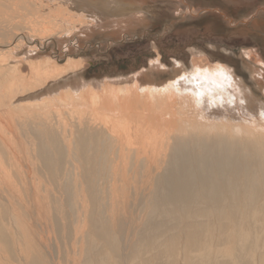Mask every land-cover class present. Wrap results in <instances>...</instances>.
I'll return each mask as SVG.
<instances>
[{"label": "bare ground", "instance_id": "6f19581e", "mask_svg": "<svg viewBox=\"0 0 264 264\" xmlns=\"http://www.w3.org/2000/svg\"><path fill=\"white\" fill-rule=\"evenodd\" d=\"M27 1L35 18L16 26L10 19L3 29L18 38L22 31L53 39L47 19L61 13H79L83 20L113 19L109 23L119 27L114 37L141 23L136 0ZM47 1L58 2V12ZM16 40L5 44L9 47L3 50L0 66L7 82L0 84V97L13 94L0 110V142L10 135L15 148L28 154L33 171L34 157L40 161L43 175L24 176L20 159H11L16 165L11 162L6 168L1 163L0 176L5 178L10 169L16 177L0 182V192H18L26 212L31 196L43 211L59 209L65 202L76 209L75 222L88 220L85 264H155L152 251L181 256L187 263L196 257L201 264H211L219 258L233 260L238 246L237 255L242 256L249 230L264 234V62L253 70V82H246L227 64L203 70L198 60H191L194 70L188 71L174 59L170 69L158 56L133 75L134 83L98 90L82 78L69 79L83 68L78 59L61 65L52 58L31 61L28 82L18 66L4 70L18 51V45L11 47ZM36 51L31 48L29 54ZM251 51L242 49L241 56L248 59ZM165 72L171 75L165 85H139L140 77ZM61 80L65 85L59 89ZM44 89L54 94L36 102L35 113L16 104V93ZM110 90L116 92H98ZM67 96L77 97L78 103L65 104ZM69 153L80 167L63 163ZM54 191L62 195L55 203L50 196ZM24 237L32 238L27 231ZM260 238L256 245L264 242V236ZM52 246L45 247L54 259ZM40 253L31 264L33 259L46 261ZM143 254L149 257L140 258Z\"/></svg>", "mask_w": 264, "mask_h": 264}, {"label": "rangeland", "instance_id": "374dc122", "mask_svg": "<svg viewBox=\"0 0 264 264\" xmlns=\"http://www.w3.org/2000/svg\"><path fill=\"white\" fill-rule=\"evenodd\" d=\"M136 1L140 3L137 17L141 20V23H137V30L133 28L128 32L122 33L119 37H114L113 33H116V29H119V27L116 28V23H109L113 19L105 21V17H91L95 21L83 20L82 17L84 16L79 13L73 14V16L61 13L54 16L51 20L47 19V21L52 23L51 26L58 36L54 33L55 38L53 36V40L46 35L39 36L36 34V36L22 31H19L21 35L18 38L17 35H13L14 33L3 30L10 25L11 20L16 26L19 23L25 24V20L34 19L35 17L27 9V0H0V66L2 55H4L3 50L9 47L5 46V44L15 38L17 39L16 43L13 42L14 44L11 47L15 48L18 45L19 47L16 48L18 51L10 65H6L4 70L12 68L13 65L18 66L22 70L21 75L25 82H28L31 76L29 65L31 61H44L52 58L61 65L67 59L73 58L81 61L83 68L71 74L72 76L68 75L70 80L82 78L85 83L86 81L89 82L87 84L88 87L98 86V90H102L105 85L108 88L123 87L134 83L133 75L136 77L144 67L148 68L149 60L158 56L160 61L168 68L170 67V69L173 68L174 62L172 60L174 59L185 65L188 71L194 70L191 60H198L203 70L214 68L218 64H227L234 68L236 74L246 82H253V70L259 68L260 64L264 62V42L262 41L264 38V12L262 11L264 9V0ZM47 5L53 9V12H58V2L47 1ZM219 9L223 10L222 13ZM45 11L48 13L49 10L45 9ZM43 16L47 17L45 14ZM130 17L136 16L131 15ZM145 20L146 22L148 21L147 24L144 22ZM31 48L37 50V55L29 54ZM242 49L253 50L248 59L241 56ZM170 73H159L156 77L149 78H145L143 74V77L139 78V85L143 86L145 84L149 85V87L155 86L153 88H158L171 79ZM5 79L6 77L3 74L0 75L1 86L7 83ZM131 80L132 83L130 82ZM63 81H59L62 83L59 89L65 85ZM58 91L56 92L58 93ZM98 92L105 94V92L113 93L116 91ZM51 94L54 93H50L47 89L39 92H18L16 93V98L18 99L16 104L27 109L28 113H35V103L38 102L39 105V102L45 96H51ZM10 98L0 97V110L3 109L2 104L4 102L6 104L9 103ZM75 99L77 97L67 96L65 104L78 103V99ZM57 100L59 101L58 98ZM12 103L10 102V105ZM70 123L71 120L68 119L67 124ZM19 131L23 132L21 128H19ZM20 137L23 138L21 134ZM9 138L10 135L7 134L5 137L6 142H0L2 149V153L0 151V169H3L2 164L6 165V168L12 164L16 165L11 159L18 161L20 159V164H23L22 172H25L24 176L31 174L43 175V166L40 161H37L34 157L33 171L30 168V163L28 164L27 160L29 157L24 148L19 151L18 148H15L16 142L12 144ZM4 150H6V153L3 152ZM67 161H70L68 164L71 165H74V163L78 167L81 165V162L74 159L70 153L64 157L63 163L67 164ZM6 170L8 175L5 178L0 176V182L15 180L16 172L13 173L10 169ZM56 190L58 189L56 188ZM54 192L55 194H50V196L55 203V200H58L62 195L59 192ZM65 196L64 194L63 197ZM31 198L32 201L29 205L31 209L27 208L28 212H26L20 205L18 192H7V190L0 192V264H31L30 260L39 252L45 256L46 261L33 259L31 261L32 264H85V259L88 256L85 252L88 245L86 243L88 220L81 218L75 222L76 209L70 208L67 202L64 205L59 204V209L55 208L53 210L47 207L46 211H43L40 207L43 205L35 203L34 197L31 196ZM39 204L40 209L38 208ZM40 210L45 213L44 217V213ZM26 231L27 234L30 232L32 238L24 237ZM262 236H264L262 231L249 230V238H251H248V245L244 249L242 256L237 255L240 250L238 246L233 260L232 258H219L218 262L213 261L211 264H264V242L261 241L256 245L258 242L257 238H262ZM33 239L37 242L34 241L30 244ZM46 245H53L52 250L56 251L54 256H58H55L54 259H51V256L48 257ZM159 252L152 251L150 253L153 256L150 258L154 261L156 260L155 264H201L200 259L196 257L189 259L190 262L188 261L189 263H187L183 261L184 259L181 256L173 255L171 259L170 255L166 256L161 253L162 251ZM147 257L149 256L143 254L140 258ZM134 264H137V262Z\"/></svg>", "mask_w": 264, "mask_h": 264}, {"label": "trees", "instance_id": "16d2710c", "mask_svg": "<svg viewBox=\"0 0 264 264\" xmlns=\"http://www.w3.org/2000/svg\"><path fill=\"white\" fill-rule=\"evenodd\" d=\"M228 8V7H227ZM256 34H258V33H256ZM258 36H259V34H258ZM260 37V36H259ZM261 39H262V37H261ZM262 41L264 42V38L262 39Z\"/></svg>", "mask_w": 264, "mask_h": 264}, {"label": "crops", "instance_id": "0c3cea01", "mask_svg": "<svg viewBox=\"0 0 264 264\" xmlns=\"http://www.w3.org/2000/svg\"><path fill=\"white\" fill-rule=\"evenodd\" d=\"M149 65V64H148Z\"/></svg>", "mask_w": 264, "mask_h": 264}]
</instances>
